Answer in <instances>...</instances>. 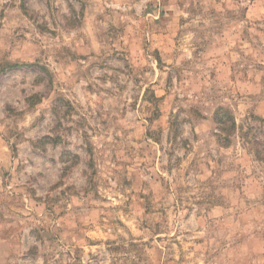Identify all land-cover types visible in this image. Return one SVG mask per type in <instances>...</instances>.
<instances>
[{
    "label": "rangeland",
    "instance_id": "1",
    "mask_svg": "<svg viewBox=\"0 0 264 264\" xmlns=\"http://www.w3.org/2000/svg\"><path fill=\"white\" fill-rule=\"evenodd\" d=\"M0 264H264V0H0Z\"/></svg>",
    "mask_w": 264,
    "mask_h": 264
},
{
    "label": "trees",
    "instance_id": "2",
    "mask_svg": "<svg viewBox=\"0 0 264 264\" xmlns=\"http://www.w3.org/2000/svg\"><path fill=\"white\" fill-rule=\"evenodd\" d=\"M216 119H217V127H218L219 131L224 133L225 135H229L230 130L234 128V120L229 115V113H227L226 111H223L221 109L217 113V118ZM220 137L221 136L219 135V138ZM253 143H256V141L253 140ZM223 145H226V143L224 142ZM257 155L259 156V153H257Z\"/></svg>",
    "mask_w": 264,
    "mask_h": 264
}]
</instances>
